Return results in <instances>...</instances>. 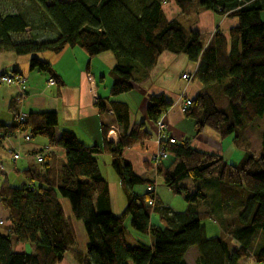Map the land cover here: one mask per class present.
<instances>
[{"label": "trees", "instance_id": "obj_1", "mask_svg": "<svg viewBox=\"0 0 264 264\" xmlns=\"http://www.w3.org/2000/svg\"><path fill=\"white\" fill-rule=\"evenodd\" d=\"M35 1L48 17L44 21L57 30L56 37L13 39L30 27L27 17L20 12H0V51L29 57L30 69L49 72L55 82L59 75L40 57L44 52L59 53L75 45L90 57L112 52L118 60L110 70L108 98L112 99L132 90L135 75L139 71L147 74L163 51H171L197 63L191 79L198 80L203 89L183 106L184 115L194 120L196 134L208 127L221 139H242L248 125L264 115V0H172L181 16L209 10L217 17L237 19L229 39L217 29L206 44L198 31L180 19L166 18L162 5L167 0ZM170 105L163 93L151 94L147 119L155 123ZM96 106L99 112L107 109L101 100ZM110 106L120 126L118 139L108 141L109 129L102 124V143L92 146H85L71 131L56 133L59 120L54 111L28 113L22 120L17 112L11 123L0 122V139L27 130L30 138L43 136L48 146L65 150L62 161L43 150L33 152L38 166L20 171L26 182L4 180L0 184V206L8 212L6 221L0 218V264H60L65 255L76 264H187L186 254L193 247L196 264H238L248 256L255 264H264V128L260 154L247 155L240 163H229L219 153L194 147L191 138L162 139L160 145L167 156L154 166L156 173L172 193L184 195L192 209L175 212L161 207L159 227L151 223L152 207L147 204L155 198V191L133 190L151 181L136 174L122 157L124 148L149 138L150 132L144 122L130 125L125 103L112 100ZM103 152L111 154V166L126 197L119 214L111 209L108 181L98 159ZM34 154H40L41 160ZM164 159L167 164L162 163ZM209 178L217 180L218 212L233 245L226 237L206 234L201 224L204 214L194 205L199 199L206 201L207 195L200 188L191 191L184 183ZM60 198L67 199L72 216L83 225L84 252L77 246ZM14 242H28L32 251H15Z\"/></svg>", "mask_w": 264, "mask_h": 264}, {"label": "crops", "instance_id": "obj_2", "mask_svg": "<svg viewBox=\"0 0 264 264\" xmlns=\"http://www.w3.org/2000/svg\"><path fill=\"white\" fill-rule=\"evenodd\" d=\"M162 8L167 19L178 18L184 25L198 31L204 44L209 41L217 29L229 39L230 28L237 24L236 18L217 17L209 10H203L188 17L181 16L180 9L172 0L163 3ZM261 18L264 19V11L261 12ZM40 57L48 61L53 71L59 75V80L54 84L48 82L51 77L49 72L37 68L30 69L29 57L18 56L12 51H0V72H18L25 79L24 89L15 83L0 85V122L11 123L14 113L17 112L27 115L28 113L54 111L59 120V124L55 127L56 133L63 130L71 131L85 146H92L102 143V124L108 129L115 126L120 130L110 102L115 100L125 103L128 107L130 125L144 122L146 130L150 132L149 138L124 148L122 157L129 161L136 174L151 181L144 185L134 186V191L142 193L149 190V186H154L155 203L152 212L157 211L160 218L159 221L154 216H150V221L155 226H162L161 207L166 206L171 211L182 212L192 209V206L186 201L185 209L182 210V207L172 208L169 206L170 201L167 202V200H171L173 196L169 195L173 194L163 185L162 178L157 175L156 168L152 164L151 158L158 150L159 144L156 125L146 117V105L151 94L163 93L165 99L171 104L161 116L165 123V136L162 139L166 140L172 137L181 141L191 138V144L194 147L219 153L229 163H240L247 155H258L261 152L260 136L264 126L261 131L257 130V150L252 147V142L248 137L250 125L254 121L246 128L242 139H235L233 136L221 139L208 127H205L199 134L195 133L194 120L184 115L183 105L186 99H192L200 93L203 85L196 79L192 78L188 81L182 77L184 73L192 76L197 69V63L189 61L183 53L163 51L150 72L143 75L139 71L135 75L136 79L133 82L132 90L112 99L108 98L112 83L110 70L118 61L112 52L105 51L90 57L83 48L75 45L67 46L59 53L44 52L40 54ZM98 100L107 105L105 111L99 112L96 106ZM12 101L15 102L13 110L10 109ZM118 130L115 136L108 135L107 132L106 139L114 142V138L118 139ZM26 134H29L27 130L17 131L13 136L0 139V160L4 162L7 169L6 173L0 172V184L4 180H8L12 184L26 182L20 171L38 166L32 157V153L35 151L43 150V154L48 153L54 160L65 159V150L62 147L48 146L47 139L40 135L25 140L24 135ZM7 148L18 150L19 158L15 161L10 160L6 154ZM227 156H229L228 160ZM98 159L104 166L103 174L108 181L111 209L114 214H119L126 206V197L111 166V154L109 152L100 153ZM162 163L167 164V159L162 160ZM184 183L192 191L200 182L195 184L187 180ZM165 195H167V200ZM165 202L168 205H164ZM60 203L65 215L72 222L76 237L78 235L82 237L83 247L78 246V248L83 252L87 242L83 225L81 221L72 216L67 199L60 198ZM178 206L183 205L179 203ZM7 213V210L0 206V218L4 221H6ZM146 239L150 241L149 236ZM191 251H194L197 259L196 249L190 248L186 254L187 264H189L188 255ZM243 261H248L243 264H255L253 261L250 263L248 258H244Z\"/></svg>", "mask_w": 264, "mask_h": 264}, {"label": "rangeland", "instance_id": "obj_3", "mask_svg": "<svg viewBox=\"0 0 264 264\" xmlns=\"http://www.w3.org/2000/svg\"><path fill=\"white\" fill-rule=\"evenodd\" d=\"M264 11V10H263ZM262 11V12H263ZM0 12L2 14L5 13H12V12H20L23 13L30 24V27H27L26 30L21 34H15L13 36V39L17 40H36V41H42V40H50L56 37L57 30L54 28V26L47 22V20L44 21L45 17L47 15L43 11V9L40 7V5L35 0H0ZM263 19V18H261ZM264 20V19H263ZM264 126V116L257 118L254 123L250 125V129L248 131V137L250 138L252 142V147L257 150V143L258 142V134L257 130ZM6 154L9 156V154L6 152ZM20 154V153H19ZM9 159L12 161H15L16 159H12L9 156ZM226 159H229V156L226 157ZM3 162V161H2ZM5 165V164H4ZM104 167V166H103ZM6 166L4 171H0L1 173L6 172ZM217 180L214 178H209L206 181H201L198 183L197 187L194 188L193 192L196 191L197 188H202L205 190L207 195L206 201H201L199 199L198 203L194 205L196 209H198L199 212L203 213V217L201 218V224L205 227L206 234L208 236H215L220 235L222 237H226L230 244L233 245L232 239L229 238V236L225 235L223 228L225 227V223L223 222V217L218 212L219 208V197L217 195V192L215 191V186ZM157 190V188H156ZM171 192V191H170ZM172 193V192H171ZM169 195L173 196L171 197V200H167V195L164 197L166 198L167 202H169L170 207H182V209H185V199L182 194H174ZM183 206H178V204ZM164 205H168L166 202ZM154 205L152 206V208ZM151 216H154L156 219L159 218V213L157 211L152 212ZM234 218V217H233ZM238 221L237 217L234 218ZM160 221V220H159ZM260 242V237L258 240L255 241V247L258 246ZM77 246L83 247V240L81 236H77ZM231 245V247H232ZM13 248L15 251L18 252H31L32 251V245L28 242H14ZM84 252V251H83ZM252 263L253 259L252 257L248 256L246 259ZM196 255L194 251H191L188 255V263L189 264H196ZM248 261H243V259L239 260L238 264H243ZM254 262V261H253ZM255 263V262H254ZM60 264H76V262L70 257L69 255H65L64 259Z\"/></svg>", "mask_w": 264, "mask_h": 264}, {"label": "built area", "instance_id": "obj_4", "mask_svg": "<svg viewBox=\"0 0 264 264\" xmlns=\"http://www.w3.org/2000/svg\"><path fill=\"white\" fill-rule=\"evenodd\" d=\"M182 77L186 80H190L191 79V75L184 73L182 75ZM48 82L50 84H54L55 83V79L53 77H50ZM19 84L21 85V87L24 89L25 88V79L22 75L20 74H10V73H1L0 72V85H10V84ZM190 104V99H186L184 102L183 106H188ZM18 120H22L25 116V114L23 112H18ZM157 131H158V135H157V142L159 144L158 150L156 151V153L152 156L151 160H152V164L153 166H157L160 162L161 158H165L167 156V151L165 150V148L163 146L160 145V142L162 140V138L165 136V123L162 120V117H160L156 122H155ZM117 132V128L115 126L110 127V129L108 130V135L111 136H115ZM114 138V137H113ZM24 139L25 140H29L30 139V135L26 134L24 135ZM170 142H174L175 138H169ZM117 141V138H114V142ZM6 152L9 154V156L12 159H18L20 156V152L16 149H12V148H7ZM35 158L37 160H41V155L40 154H34ZM5 170V165L4 163L0 160V171H4ZM149 190H154V186H149ZM155 203V198H150L147 200V204L152 207ZM0 224H2V220H0Z\"/></svg>", "mask_w": 264, "mask_h": 264}]
</instances>
